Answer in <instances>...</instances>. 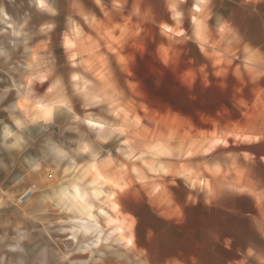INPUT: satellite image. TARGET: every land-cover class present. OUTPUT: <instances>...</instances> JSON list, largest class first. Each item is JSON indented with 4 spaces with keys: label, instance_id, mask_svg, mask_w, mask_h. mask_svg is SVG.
<instances>
[{
    "label": "rangeland",
    "instance_id": "obj_1",
    "mask_svg": "<svg viewBox=\"0 0 264 264\" xmlns=\"http://www.w3.org/2000/svg\"><path fill=\"white\" fill-rule=\"evenodd\" d=\"M0 264H264V0H0Z\"/></svg>",
    "mask_w": 264,
    "mask_h": 264
},
{
    "label": "crops",
    "instance_id": "obj_2",
    "mask_svg": "<svg viewBox=\"0 0 264 264\" xmlns=\"http://www.w3.org/2000/svg\"><path fill=\"white\" fill-rule=\"evenodd\" d=\"M214 17H216V18H213V15H211L209 17V19H205V20L202 19L201 20L202 25H201V23L196 24L195 21H193L191 23V26L193 28L192 29L193 34H194V38L192 39L193 42L195 44H197L198 46H202L204 49H206L207 52L213 51V48L211 46L216 42L215 35H217L218 38H220L219 37L220 33L218 32V30L223 28V19L221 21L220 15L216 14ZM174 18L175 17H173V15H172V19L174 22L172 25V28H174V27L176 28L180 24L179 20L175 21ZM202 28H204L205 31H203L201 33ZM217 43H221V39H218ZM240 198L247 200L249 203L251 201L252 207L256 208L257 202L252 197H242L240 195H235L234 200H235V203H238V206L240 203L239 202ZM238 206L235 205V209H237ZM167 209L169 210V214L167 213V211L165 212L166 215H163L157 211L156 213H154V216L156 215V217L158 218L157 220L161 221L166 227L177 228V226L179 225V220H177L175 217L177 214L176 213L177 208L175 207V205H172V206L168 207ZM144 233H145V237H146L148 235V229L146 227L144 228ZM156 254L159 257H161L162 259H167V261L169 262V261H175V257L179 253H177V250L174 248L162 246V247H160V249L157 250Z\"/></svg>",
    "mask_w": 264,
    "mask_h": 264
},
{
    "label": "bare ground",
    "instance_id": "obj_3",
    "mask_svg": "<svg viewBox=\"0 0 264 264\" xmlns=\"http://www.w3.org/2000/svg\"><path fill=\"white\" fill-rule=\"evenodd\" d=\"M39 3L43 5V2H42V1H39ZM92 182H93V181H92ZM93 184H94V182H93ZM93 184H92V185H93ZM95 193H96V195H100L101 191H100V190H95ZM76 199L79 200L77 197H76ZM81 201H82V200H81ZM77 203H78V202H77ZM83 203H84V202H83ZM83 209H84V208H83Z\"/></svg>",
    "mask_w": 264,
    "mask_h": 264
}]
</instances>
